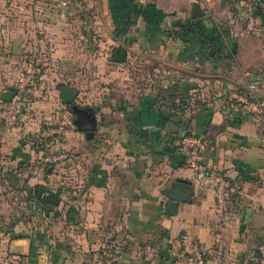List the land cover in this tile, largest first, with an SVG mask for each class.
Listing matches in <instances>:
<instances>
[{
    "label": "crops",
    "instance_id": "obj_1",
    "mask_svg": "<svg viewBox=\"0 0 264 264\" xmlns=\"http://www.w3.org/2000/svg\"><path fill=\"white\" fill-rule=\"evenodd\" d=\"M196 4L0 0V102L38 70L21 123L0 122V264H198L183 234L206 264H264V121L229 102L251 81L264 98V0ZM46 127L65 134L42 148ZM191 134L237 185L227 215L192 183ZM179 184L192 196L171 215Z\"/></svg>",
    "mask_w": 264,
    "mask_h": 264
},
{
    "label": "built area",
    "instance_id": "obj_2",
    "mask_svg": "<svg viewBox=\"0 0 264 264\" xmlns=\"http://www.w3.org/2000/svg\"><path fill=\"white\" fill-rule=\"evenodd\" d=\"M200 6L207 9L212 0H199ZM65 4V3H63ZM227 39V37H225ZM223 38V40H225ZM224 42V41H223ZM248 75H251L248 73ZM38 86V70L35 67L29 68L19 78L16 84L18 93L11 101L0 102V122L9 127L18 126L28 107L27 94ZM229 102L239 106L246 113L260 121H264V98L260 93L257 83L251 81L246 90L237 91L229 98ZM65 134L61 128L46 127L38 132L35 143L42 147L51 139L57 140ZM209 147V141L198 135H186L180 140L179 151L185 157V166L192 171V183L211 195L219 213L227 215L235 204L237 185L228 174L211 169L202 158V153ZM70 155L62 153L49 155L44 162L48 165L57 166L60 161L69 159ZM184 252L196 257L198 264H206V254L203 247L188 234L181 235Z\"/></svg>",
    "mask_w": 264,
    "mask_h": 264
},
{
    "label": "water",
    "instance_id": "obj_3",
    "mask_svg": "<svg viewBox=\"0 0 264 264\" xmlns=\"http://www.w3.org/2000/svg\"><path fill=\"white\" fill-rule=\"evenodd\" d=\"M193 18H198L203 15V11L199 4H196L193 9ZM62 101L65 104H71L76 96L77 92L71 87L61 86L60 87ZM18 93L16 88H12L10 91L5 92L2 96L4 101H11L12 98ZM193 188L188 184H179L170 193L171 201L168 205V213L174 215L177 212L178 205L182 201L190 200L192 196Z\"/></svg>",
    "mask_w": 264,
    "mask_h": 264
},
{
    "label": "rangeland",
    "instance_id": "obj_4",
    "mask_svg": "<svg viewBox=\"0 0 264 264\" xmlns=\"http://www.w3.org/2000/svg\"><path fill=\"white\" fill-rule=\"evenodd\" d=\"M37 89H38V87H36L34 90H32L31 92H29L28 94H27V98H28V102H27V104H28V107H29V105H30V103H31V97H33V95L35 94V91H37ZM34 93V94H33ZM66 168V170H68V168L67 167H65Z\"/></svg>",
    "mask_w": 264,
    "mask_h": 264
},
{
    "label": "trees",
    "instance_id": "obj_5",
    "mask_svg": "<svg viewBox=\"0 0 264 264\" xmlns=\"http://www.w3.org/2000/svg\"><path fill=\"white\" fill-rule=\"evenodd\" d=\"M191 27H192V26H191ZM184 28H185V27H184ZM188 30H189V28H185L184 30H182V32H183V38H182V39H184V40L187 39V37H185V36H186V34H187L186 32H187ZM188 32H189V31H188ZM184 35H185V36H184ZM217 43H219V44L221 45V44H222L221 39L218 40ZM48 166H50L51 168H54V167H53L54 165H48ZM48 168H49V167H48Z\"/></svg>",
    "mask_w": 264,
    "mask_h": 264
}]
</instances>
